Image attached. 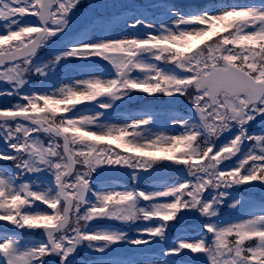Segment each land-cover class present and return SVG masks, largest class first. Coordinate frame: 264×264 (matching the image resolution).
I'll return each mask as SVG.
<instances>
[{"label":"snow or ice","instance_id":"snow-or-ice-1","mask_svg":"<svg viewBox=\"0 0 264 264\" xmlns=\"http://www.w3.org/2000/svg\"><path fill=\"white\" fill-rule=\"evenodd\" d=\"M80 6L81 0H0V83L7 81L0 97L16 98L0 109V162H6L0 165V222H6L0 264H94L97 258L166 264L184 253L202 254L203 264H264V214L219 222L226 203L244 204L242 192H264V135L248 131L264 117V0L215 12L169 5L167 21L128 16L123 35H113L110 18L102 16L78 24ZM46 47L48 59L39 55ZM101 61L110 67L97 76L91 70L103 68ZM58 69L79 76L58 80L62 86L55 88L50 82ZM137 93L154 98L142 115L123 126L101 122L117 102L142 99ZM181 98L186 115L175 108ZM86 102H95L92 115L75 107ZM161 120L167 127H157ZM41 134L47 146L36 138ZM233 158V167H221ZM173 165L182 175L160 190L93 187L100 169L126 171L135 185L142 173ZM189 214L207 218L202 232L191 242L178 234L174 246L151 259L153 243L182 232ZM98 221L144 227L133 239L113 227H92ZM34 230L46 239L25 243ZM252 238L256 246H244ZM125 244L149 246L147 258L128 255ZM82 249L93 259L81 261Z\"/></svg>","mask_w":264,"mask_h":264},{"label":"rangeland","instance_id":"rangeland-1","mask_svg":"<svg viewBox=\"0 0 264 264\" xmlns=\"http://www.w3.org/2000/svg\"><path fill=\"white\" fill-rule=\"evenodd\" d=\"M149 1H154V0H149ZM185 1H193V0H185ZM169 5H173V4H169ZM169 5H166V7L160 6V8H164L166 10ZM221 5H226V4H222V3L217 2V1H210V2L207 3L206 6L209 8L210 11L215 12V11L219 10V7ZM186 6L191 7V5H189V4H187ZM127 17L128 16H121L119 18L115 17V18L110 19V21H111L110 22V27H111L113 35H116V34L123 35L124 34L122 21L124 19H126ZM168 19H171V17H168V15H167V16L163 17L160 21H167ZM208 40H206L205 43ZM193 43L195 44V43H200V42L199 41H194ZM91 71H94L97 74V76H100L98 70L92 69ZM68 74H71L70 77H78L79 76V73H77V72H68ZM135 74L136 73H134V75ZM57 75H59V74H57ZM65 75H66V73H65ZM66 77H67V75H66ZM58 80H60L59 76L57 77V79H55V80L53 79L50 83L52 85H54L55 88H58V87L62 86L61 84L57 83ZM64 80H67V78H64ZM0 109H3V108L0 107ZM85 114L86 115H92L93 111H91V110L90 111H86ZM133 115L136 116V117H139L140 115H142V113L139 112V111L133 110V112H132V114L130 116H133ZM130 116L124 117L121 114H116V113L113 114V111L111 110V111L108 112L107 117L104 120H102L101 122L114 124L116 126H123ZM255 129H256V126H254V128L252 129V131L250 133L251 134H256V135H264V134H261V133H257ZM3 148H4V144H3L2 141H0V150H3ZM98 171L103 172L108 177H115V178H117V175H121L122 176L124 174V172H125V171L120 170L121 172H119L118 174H115L116 170L100 169ZM153 172H155V170H153ZM156 172H158V171H156ZM159 174H160V172L157 173V175H159ZM93 187L98 192L108 191V190H112V189L118 190L120 188L115 180H107V181L104 182V184H102V183L98 184V182H95V183H93ZM36 203H37L38 208L45 210L44 209L45 205H42L39 202H36ZM236 210H237L239 215L229 216L228 218H220L219 222H221V223H224V222H242L245 219H249V218H253V217H257V216L261 215V213L253 214V213L249 212L248 210L244 209V207H242V205L240 207L236 208ZM96 228H107V227H96ZM113 230H115V229H113ZM181 234L183 236H181L179 238H181V239H189L190 242L193 241L195 239V237L197 236L195 234H193V235L187 234V233H181ZM129 238H133L134 239L135 236L134 237H129ZM252 239L256 240L255 238H252ZM256 242L258 243V241H256ZM138 257H139V259H146L147 258L144 255H140ZM187 257H189L190 259L192 258V259L200 260L202 258V254H191L190 253V256H187ZM151 259H158V257L151 256ZM94 264H111V262L110 261H106V262L99 261V263H94ZM166 264H176V263H174V262H166Z\"/></svg>","mask_w":264,"mask_h":264}]
</instances>
